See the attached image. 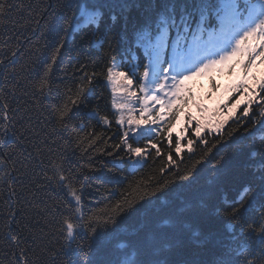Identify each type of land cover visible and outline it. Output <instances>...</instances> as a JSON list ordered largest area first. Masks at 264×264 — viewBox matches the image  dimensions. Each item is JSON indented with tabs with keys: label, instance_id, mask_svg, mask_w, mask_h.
Listing matches in <instances>:
<instances>
[{
	"label": "trees",
	"instance_id": "trees-1",
	"mask_svg": "<svg viewBox=\"0 0 264 264\" xmlns=\"http://www.w3.org/2000/svg\"><path fill=\"white\" fill-rule=\"evenodd\" d=\"M18 7L9 13L10 19L0 17V91L5 95L9 89H15V96L8 95L15 112V118L9 124L4 120L10 129L15 128L17 135L21 137L17 141L12 132L4 139L8 140L10 147L3 151L14 153L13 160L19 177L27 171L23 183L19 179L16 181V191L18 195L12 200L8 199V189L3 181L4 173L0 172V264H17L16 256L21 249H27L26 259L31 264H51L56 259L57 264H65L69 259H75L79 264L80 257H68L63 255L62 249L67 243L66 229L61 224L64 212L65 193L59 191L55 184H50L44 177L42 169L51 176V165L49 160L59 154H63L65 171L62 175L71 177L73 186L80 189L77 169L87 161L88 149L83 157L80 150L74 144L72 147H65L58 136L52 134V125L45 117L47 112L35 103V98L30 95L32 85L38 83L43 76L48 64H52L53 73H50V83L53 87L59 86L61 91L65 88L80 86L76 81L84 72L89 74L94 71L99 74L101 68L106 72L111 66L109 59L104 62L106 55L115 56L118 63L125 61L123 71H128L131 52L137 51L134 47V33L141 26V22L146 15L152 14V5L162 6L165 4L179 5L182 3H197L199 0H11ZM126 4L128 7L123 10L118 23L113 24L110 15L119 13L116 9L113 13H108L105 9V16L98 29L87 27L77 31L81 24L80 11L82 7L93 9L100 4ZM71 17V28L67 36L64 34V25ZM45 21H48L45 24ZM115 37L109 53L107 40ZM101 38H104L103 47H100ZM64 40L61 53L58 54L57 62L51 61L52 50L59 46V41ZM7 52V56L2 53ZM12 52H16V63H7L11 60ZM143 60L141 64H143ZM95 65V67H94ZM23 69V71H21ZM34 69V71H31ZM16 76L15 83L12 82V75ZM33 77L35 79H33ZM103 92L104 101L99 104V111L103 115L109 114L110 118L114 113L111 107L112 98L110 90L106 85V79L102 78L97 85V95ZM0 96V103H3ZM59 101H57L58 103ZM48 103V101H44ZM96 105L94 97H91L88 106L81 105L79 121L86 125H96V119L91 115L90 109ZM26 109L29 110L26 113ZM243 110V109H242ZM242 110L237 113L239 116ZM258 112L259 109L254 108ZM8 115L11 113H0ZM33 117L31 126L34 132H26L28 126L27 116ZM23 117L24 119H21ZM252 113H250V118ZM236 117L229 120L225 125L227 131L236 127L233 122ZM113 130L115 125L111 126ZM256 138L264 136V132L259 131V125L255 126ZM4 131L0 125V133ZM105 132V138L112 137L113 132L103 125L87 127L80 130V136H85L87 132ZM241 135H244L241 132ZM191 138L192 133L190 134ZM55 139L56 143H41L45 139ZM211 143H215L213 136H208ZM227 140V136L225 137ZM111 143V140L109 141ZM42 150L43 163L36 156V148ZM103 147V145H98ZM211 146V144L209 145ZM249 146L246 139H237L236 142H229L224 147L213 149L215 159L223 157L224 168L217 173L211 163L205 161L202 165H196L195 161L200 158L202 145L194 148L195 155L188 153L184 149L180 157H175V165L167 163L166 153L169 148L164 143L161 157L154 160L149 159L148 164L140 173H131L125 170L123 175L112 179V174L107 169L97 170L93 175L103 181V187H98L96 181L92 182V187L81 192L84 195V208L86 215H102L109 211L117 201H122L125 197L128 200L138 201L136 210L128 216H124L120 225L117 226L119 235L109 236L106 243L100 241L93 242L89 250L91 264H107L109 260L115 261L117 258L123 261L124 249L118 245H136L141 249V257L146 264L159 261V264H221V262L236 261V264H264V254L261 249L264 244L260 243L259 237L264 228V216H261V209L255 207L254 210L245 213L242 217L232 221L236 225L235 234L226 228L227 216L223 208L230 204L251 177L255 168L247 155L246 149ZM174 154V145L171 149ZM31 152L32 156H28ZM23 153V155H20ZM191 157V158H190ZM100 156H97L99 159ZM108 167H112L111 158H105ZM23 160L28 168L25 170L20 164ZM259 163V158H256ZM13 161H9V173L12 172ZM166 166V172L160 173L159 169ZM195 166V175L188 181H178L175 179V171L178 168L183 174ZM171 169V171H168ZM87 171V169H81ZM163 179L175 181L170 189L164 194H158L159 199L152 198L139 201V196L145 187L150 183ZM144 183H141V181ZM69 181L65 180L67 184ZM256 184H259L258 174ZM111 193V194H110ZM257 200L264 199L259 195V190L255 189L250 193L245 201L252 200L253 196ZM221 209L217 215V209ZM243 212L244 210L241 209ZM66 214V213H65ZM15 215V222L12 220ZM167 221V223H165ZM76 223L75 220H73ZM18 233L21 238L19 247L5 237L10 232ZM109 234L113 229L107 230ZM239 240V247L237 241ZM77 243L88 247L85 240H77ZM73 248L76 243H73ZM249 247L252 254H248ZM60 253L56 258V253ZM20 264H25L22 259Z\"/></svg>",
	"mask_w": 264,
	"mask_h": 264
},
{
	"label": "snow or ice",
	"instance_id": "snow-or-ice-1",
	"mask_svg": "<svg viewBox=\"0 0 264 264\" xmlns=\"http://www.w3.org/2000/svg\"><path fill=\"white\" fill-rule=\"evenodd\" d=\"M17 7L18 5L13 4L11 0H0V17L10 19L9 13ZM127 7L126 4L115 3L100 4L91 10L82 7L80 11L82 22L76 30L87 27L98 29L105 16V9L108 13H113L116 9L121 10L119 13L110 15L113 24L118 23L123 10ZM151 8L152 14L145 16L141 26L134 33V47L137 51L131 52V73L119 70L125 67V61L116 63L115 56L106 55L103 57L104 62L107 63L109 59L112 61L106 72L103 68L99 74L95 71L91 74L84 72L76 81L80 86L76 87L74 84V91L73 88H65L61 91L59 86L53 87L54 80L53 83L49 82L50 73L54 71L52 64L46 66L38 83L32 85L30 95L35 98L36 105L47 112L45 120L52 125L50 135L58 136L65 147H72L74 144L79 148L81 157L88 149H91L86 163L77 169L79 176L82 177L79 181L80 189L73 186L71 177L62 175L65 171L64 165L62 162H57L63 160L62 153L48 162L51 165V176L47 175L46 170H41L50 184H55L59 191L65 193L61 224L66 229V233L61 234L66 235L67 243L62 251L64 256H79V264H91L89 250L92 243L96 241L106 243L109 236L117 237L120 231L117 226L120 225L121 219L133 213L138 203L136 200H128L125 197L102 215L87 216L84 195L81 192L92 187L93 181L97 182L98 187H103V181L93 175L97 166L100 169L106 168L108 173L112 174V179L123 175L126 169L133 174L140 173L149 159L161 157L165 142L169 148L166 153L168 164L175 165V157H180L185 148L188 153L195 155L194 148L202 145L200 158L195 161V164L202 165L207 161L219 173L224 168L223 157L215 159L214 155L210 156L213 149H217L218 154V146L222 148L229 142H236L238 138L246 139L249 144L246 152L255 171L246 181L242 192L223 208L227 216L226 228L234 235L236 225L232 221L254 210L255 207L260 208L261 216H264V199L257 200L254 195L247 205L245 203L248 195L255 189H258L259 195L264 197V136H260L257 142L255 129V126L259 125V131L264 132V76L257 77L253 74L257 61L264 64V0H199L197 3L180 4L179 11L175 4L152 5ZM194 17L197 19L193 26ZM47 23L48 21H45V24ZM71 26V17H69L64 25L65 36L68 35ZM115 39L113 37L107 40L109 53L113 51L112 44ZM103 43L104 38H101L99 46L103 47ZM63 44L62 39L59 41V46L52 50L53 63L57 62ZM2 54L7 56V52ZM140 54L146 60L143 64L140 63ZM16 56L17 53L12 52L13 58L5 61L4 66L6 67L9 62L15 64ZM236 65L241 67L243 79L231 89L233 96L229 102L223 103L208 119H202L186 111L193 100L190 89L185 85L186 81L215 68L223 70L227 67L231 73ZM0 74H2V68H0ZM19 74L12 75L13 83ZM102 78H105L107 84L111 86L113 97L111 107L115 110L111 118L109 114L102 115L99 111V104L104 101V96L103 92L97 95V85ZM134 81L139 90V96L132 90ZM213 88H216L215 84ZM8 95L15 96V89H9L7 95L0 91L4 101L0 103V113H11L10 116L0 115V125L4 127V131L0 133V172L4 173L2 179L5 186L10 189L8 199L12 200L18 195L15 187L17 179L23 183L27 171L17 177L13 160L15 154L3 151L4 148L10 147L8 140L4 139L9 131L17 141L21 140L14 126L10 129L7 124H4L5 119L11 124L15 118V112L19 111V109L13 110L8 101ZM117 96L122 97L119 102L116 99ZM91 97H94L96 101V105L90 109L91 115L96 119V125H86L82 122L78 124L81 105L87 107ZM44 101L48 103L45 104ZM241 104H243V110L237 116ZM196 107L200 113L206 111L199 104ZM254 108L259 111H254ZM28 111L26 109V113ZM225 111L227 116L217 120L216 116ZM250 113H252L251 118ZM233 117H236L233 121L236 127L227 131L225 125ZM185 118L184 126L174 136L173 132L177 125ZM21 119L24 118L21 117ZM32 119L31 115L27 116L26 132H34L31 126ZM97 125H103L112 131L113 136L105 138L107 135L105 132L95 131L87 132L83 137L80 136V130L87 127L94 128ZM112 125H115L114 130ZM189 132L194 138H188ZM241 132L244 135H241ZM208 136H213L216 142L211 143ZM41 143H56V140L49 138ZM173 145L174 154L171 151ZM33 147L36 148L35 145ZM98 155L99 159H97ZM28 156L31 157L32 153L29 152ZM257 157L259 163H256ZM36 158H40V163H43L42 150L39 148H36V156L33 159ZM105 158H111L112 167H108V161ZM9 161H13L11 173L8 171ZM20 164L25 170L28 168L23 160ZM81 169H87V171ZM159 172L165 173L166 166H162ZM174 174L176 180L188 181L195 175V166L183 174L177 168ZM257 174L258 185L256 184ZM65 180L69 182L66 184ZM141 183L144 181L142 180ZM172 183L175 181L161 177L154 186L150 183L145 184L139 201L151 202L152 198L159 199L158 194L167 192ZM241 209L244 211L242 212ZM220 211L221 209L218 208L217 215ZM12 220L15 222V215H12ZM109 228L113 229L111 234L107 232ZM5 239L15 242L17 247L21 244V238L14 231L10 232ZM78 239L87 241L88 247L85 248L83 244L77 243ZM259 240L261 244H264V228L261 230ZM73 243H76L75 248L72 247ZM118 247L125 250L123 255L126 258L123 261L118 258L115 261L109 260L107 264H146L141 257L139 246L120 243ZM237 247H239V240ZM261 253L264 254V248L261 249ZM248 254H252L250 247ZM26 255L27 249H21L16 256L17 264H20L22 259L25 264H31L26 259ZM59 256L60 253H56V258ZM51 264H57L56 259H53ZM65 264H77V261L69 258ZM152 264H159V261H154ZM221 264H236V261L221 262ZM245 264H247L246 261Z\"/></svg>",
	"mask_w": 264,
	"mask_h": 264
},
{
	"label": "rangeland",
	"instance_id": "rangeland-1",
	"mask_svg": "<svg viewBox=\"0 0 264 264\" xmlns=\"http://www.w3.org/2000/svg\"><path fill=\"white\" fill-rule=\"evenodd\" d=\"M221 71H223L221 77L216 78V81L219 83L218 87L216 88H213L212 77H209L212 70L205 72V74L207 73V77L201 74L200 76L194 77L192 80L185 82L186 87L190 89V93L193 97V100L190 102L189 107L186 109V111H190L193 115H196L202 119H208L213 116L214 112H217V110L223 103L230 101V98L233 96L231 89L238 82H240L239 77L236 72L234 74L229 73L227 68H224ZM109 87L111 89L110 85ZM136 93L138 96L140 95L138 91H136ZM116 99L119 102L122 97L117 96ZM197 104L204 107L206 111L204 113H200L196 107ZM136 107L138 109L139 105L137 104ZM242 108L243 104H241L240 109L237 111V113H239ZM225 116H227V111L216 116V119L221 120L224 119ZM185 122L186 118L182 119L181 123L177 125V128L174 130L173 135H175L176 132L184 126ZM190 134L191 132L187 134L188 138H191Z\"/></svg>",
	"mask_w": 264,
	"mask_h": 264
}]
</instances>
